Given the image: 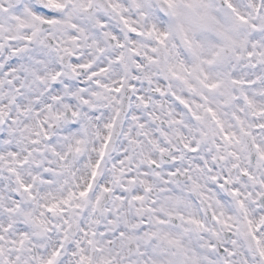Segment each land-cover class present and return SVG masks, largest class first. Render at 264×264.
<instances>
[{"label":"snow or ice","instance_id":"1","mask_svg":"<svg viewBox=\"0 0 264 264\" xmlns=\"http://www.w3.org/2000/svg\"><path fill=\"white\" fill-rule=\"evenodd\" d=\"M0 264H264V0H0Z\"/></svg>","mask_w":264,"mask_h":264},{"label":"clouds","instance_id":"2","mask_svg":"<svg viewBox=\"0 0 264 264\" xmlns=\"http://www.w3.org/2000/svg\"><path fill=\"white\" fill-rule=\"evenodd\" d=\"M98 31L101 32L100 36H95V34L90 33L88 41L85 43V45L81 49L82 54H84L86 58H89V57L98 58V55L96 53V46L107 47L108 42L104 40L103 30L98 29ZM93 40H95L97 42L96 46H88V45L92 44ZM133 71H134V69H133ZM110 79L118 80L119 76L114 75V76L110 77ZM103 103L106 105L107 101H104ZM99 128H100L99 125H96L93 128V130L89 136V143L87 145V150L84 153L85 159L82 162V164L77 165V168H76L77 178L81 183L86 181L87 176H88V172H89L88 165L90 162L94 161L95 156H96V149L98 148L99 143H100L99 139L96 137V131ZM101 131H102V129H101ZM110 168H111V164L109 163V165H108L109 171H110ZM41 195H43V193Z\"/></svg>","mask_w":264,"mask_h":264}]
</instances>
